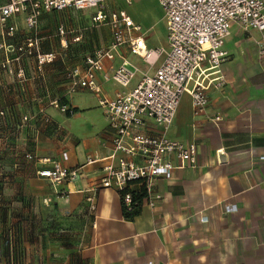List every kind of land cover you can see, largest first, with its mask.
Instances as JSON below:
<instances>
[{"label": "crops", "instance_id": "0c3cea01", "mask_svg": "<svg viewBox=\"0 0 264 264\" xmlns=\"http://www.w3.org/2000/svg\"><path fill=\"white\" fill-rule=\"evenodd\" d=\"M151 2L150 20L142 25L129 11L134 0H109L110 6L124 8L142 25L152 58L150 62L121 48L134 71L128 86L104 77L113 74L120 57L103 59L95 80L108 98L136 86L163 60L162 54L154 53L165 47L158 29L164 24L163 9L157 0ZM86 16L93 36L104 34L107 45L108 29L92 26ZM16 24L18 31L23 25L28 29L25 22ZM39 24L40 20L35 30ZM260 37V31L232 25L224 43L229 52L222 64L226 82L208 91L203 114L195 116L189 95L181 96L167 135L196 143L197 165L176 168L171 178H157L152 198L142 185L129 184L127 191L141 202L133 217H125L118 190L101 187L102 167L108 163L101 158L111 152L113 132L98 96L88 88L67 92L63 103L71 105L74 114L67 116L56 106L47 110L59 136L37 155L61 159L66 154L65 165L81 167L80 177L62 184L65 193L44 203L51 186L35 176L33 163L26 181L44 209L40 232L24 233L30 244L19 252L0 251V257L22 254L24 264H264V55L256 48ZM92 52L78 54L75 67H82L85 55ZM218 113L221 119L214 122ZM146 131L159 132L152 124ZM37 234L40 244L33 240Z\"/></svg>", "mask_w": 264, "mask_h": 264}, {"label": "built area", "instance_id": "2783aa9c", "mask_svg": "<svg viewBox=\"0 0 264 264\" xmlns=\"http://www.w3.org/2000/svg\"><path fill=\"white\" fill-rule=\"evenodd\" d=\"M129 2V0H126ZM163 9L168 47H157L154 53L163 55V60L153 74H145L136 86L117 93L114 98L102 94L95 76L102 70L103 59L120 57L121 63L111 76L122 86H128L134 71L121 53L126 47L133 54L149 59L142 25L137 24L124 8L110 6L109 0H7L0 4V32L2 36H13L18 31L15 17L24 15L28 29L35 30L39 18L52 10L74 9L88 14L92 26H105L110 42L85 55L82 67L70 73V92L77 88H88L98 96L99 105L113 132L111 152L101 159L108 160L102 167L101 187L114 188L121 195L127 208L132 206V194L126 191L136 182L145 188L152 198L153 184L157 178H171L176 168L197 165V145L189 144L167 135L174 120L177 106L183 94L191 98L195 116L203 114L209 102L208 91L225 84L222 64L229 57L224 48L232 25L243 31L256 30L261 37L256 41L259 55H264V0H157ZM59 32H66L62 25ZM80 36L75 39L78 40ZM32 45L31 41L28 43ZM53 57V55H50ZM18 59V57L16 58ZM67 116L74 109L67 103L53 101ZM45 120L54 124L52 117ZM221 119L218 113L212 120ZM149 124L159 130L153 134L146 131ZM26 159L33 161L34 174L46 179L51 186L50 195L44 197L49 203L53 195L65 193L62 184L80 177L81 167L65 165L62 158L39 156L27 152ZM153 205L154 202L149 200Z\"/></svg>", "mask_w": 264, "mask_h": 264}, {"label": "rangeland", "instance_id": "374dc122", "mask_svg": "<svg viewBox=\"0 0 264 264\" xmlns=\"http://www.w3.org/2000/svg\"><path fill=\"white\" fill-rule=\"evenodd\" d=\"M152 8L151 0H134L129 11L140 24L146 25ZM45 14L39 18L36 30L23 25L22 30L8 38L0 32V251L3 252L8 248L19 252V248L30 244L24 233L40 232L39 216L44 209L27 185L33 161L25 155L38 154L44 144L59 136L44 115L55 107L53 101L66 100L70 73L81 59L78 54L91 53L106 45L104 34L91 33L85 12L67 9ZM16 21L24 23V15ZM60 25L67 32L64 35L59 32ZM158 29L166 48L164 24ZM79 33L81 37L76 40ZM29 41L33 44L29 45ZM33 240L40 244V235ZM0 264H24V257L2 255Z\"/></svg>", "mask_w": 264, "mask_h": 264}, {"label": "trees", "instance_id": "16d2710c", "mask_svg": "<svg viewBox=\"0 0 264 264\" xmlns=\"http://www.w3.org/2000/svg\"><path fill=\"white\" fill-rule=\"evenodd\" d=\"M13 36H15V35H13ZM13 36H9V37H13ZM127 190L128 189H126V191ZM131 194H132V206H131V208H127L126 206H124L125 217H133V215L137 214V212L139 210L140 203H141L139 198H138L139 196L138 197L135 196V194L133 192H131Z\"/></svg>", "mask_w": 264, "mask_h": 264}]
</instances>
